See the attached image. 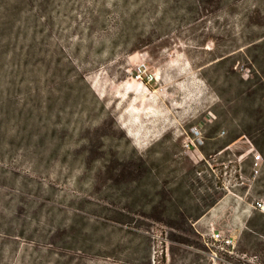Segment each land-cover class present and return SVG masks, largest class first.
I'll return each instance as SVG.
<instances>
[{
	"label": "rangeland",
	"instance_id": "obj_1",
	"mask_svg": "<svg viewBox=\"0 0 264 264\" xmlns=\"http://www.w3.org/2000/svg\"><path fill=\"white\" fill-rule=\"evenodd\" d=\"M260 108L264 0H0V264H264Z\"/></svg>",
	"mask_w": 264,
	"mask_h": 264
},
{
	"label": "trees",
	"instance_id": "obj_2",
	"mask_svg": "<svg viewBox=\"0 0 264 264\" xmlns=\"http://www.w3.org/2000/svg\"><path fill=\"white\" fill-rule=\"evenodd\" d=\"M227 56H228V54L224 55L222 57L223 60H221V61H225L227 59ZM253 93L255 94L256 91L253 92ZM253 120L255 122V125L251 126L250 130L252 132H255L256 134H258L259 137H261V139H259V141H257L256 144H257V146H259V148L262 149V147H260V144L263 143V145H264V114H263V108H262V110L260 108V110L258 109V110L254 111ZM249 135H252V133H250ZM260 141H261V143H260ZM262 152L264 153V150H262ZM145 168L146 167H145L144 164H140V165L137 166V168L134 171H136L137 173H143V172L145 173V172H147V170ZM222 197H223V195L220 194L217 197V199L210 205V207H213L215 204H217ZM161 202L163 204H165L167 202L172 203V200H171V198L168 197L167 194H163V198L161 199ZM204 214H205L204 212L200 213V214L199 213L198 214L179 213L178 214V218H179L178 220L179 221L177 222V227H179V229H181L185 233L189 234L190 236L197 237V235L195 234L194 228H193V224L195 222H197L198 220H200V218ZM153 219L154 220H158L159 218H153ZM168 225H173V224H168ZM174 225H175V223H174ZM171 227H173V226H171ZM190 243H193V244L201 246L199 240L198 241L197 240H193V241H190Z\"/></svg>",
	"mask_w": 264,
	"mask_h": 264
},
{
	"label": "built area",
	"instance_id": "obj_3",
	"mask_svg": "<svg viewBox=\"0 0 264 264\" xmlns=\"http://www.w3.org/2000/svg\"><path fill=\"white\" fill-rule=\"evenodd\" d=\"M140 78H141V76H140ZM195 131H196L195 134L198 135V137L196 139L200 142V144H203L204 141H203V138H202L201 131L198 128H196ZM188 147H190V145H188ZM261 161H263L262 156L260 154H256L255 155V163H254V167H253V177L254 178H257L258 175L260 174ZM255 208L259 209L262 212H264V203L263 202H257ZM211 237H212V240L214 242L222 244V248L226 252L233 253V249L235 248V241H234V238L232 236L226 237L223 234V232L214 231V232H212Z\"/></svg>",
	"mask_w": 264,
	"mask_h": 264
}]
</instances>
